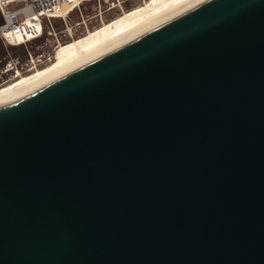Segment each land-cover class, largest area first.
I'll list each match as a JSON object with an SVG mask.
<instances>
[{"label":"water","instance_id":"95a60500","mask_svg":"<svg viewBox=\"0 0 264 264\" xmlns=\"http://www.w3.org/2000/svg\"><path fill=\"white\" fill-rule=\"evenodd\" d=\"M0 264H264V0H202L0 104Z\"/></svg>","mask_w":264,"mask_h":264},{"label":"bare ground","instance_id":"6f19581e","mask_svg":"<svg viewBox=\"0 0 264 264\" xmlns=\"http://www.w3.org/2000/svg\"><path fill=\"white\" fill-rule=\"evenodd\" d=\"M202 0H148L86 35L59 46L54 59L25 76L17 75L0 86V104L34 88L74 64L200 2ZM71 4H62L65 15Z\"/></svg>","mask_w":264,"mask_h":264},{"label":"rangeland","instance_id":"374dc122","mask_svg":"<svg viewBox=\"0 0 264 264\" xmlns=\"http://www.w3.org/2000/svg\"><path fill=\"white\" fill-rule=\"evenodd\" d=\"M146 1L148 0L84 1L78 8L68 9L65 15L70 12L66 16L64 15V19L52 18L51 26L44 28L42 35L35 40L21 45H8L1 42L5 53L1 58L4 63L0 66V86L10 82L17 75L25 76L35 68L46 66L54 59L60 45L86 35L104 23L122 15L123 12L143 5ZM29 55L35 61L36 58L41 59V63L35 68L28 69ZM11 60H18L17 65L12 64L8 70H5V64ZM16 67L19 74L15 73Z\"/></svg>","mask_w":264,"mask_h":264},{"label":"built area","instance_id":"2783aa9c","mask_svg":"<svg viewBox=\"0 0 264 264\" xmlns=\"http://www.w3.org/2000/svg\"><path fill=\"white\" fill-rule=\"evenodd\" d=\"M84 1L88 0H0V41L8 45H21L35 40L42 35L44 28L51 26L52 18L64 19L70 12L61 15L62 4H71L73 10ZM29 62L27 68H35L41 59L36 58L35 61L29 55ZM17 63L18 60L8 61L5 70ZM15 73L19 74L17 67Z\"/></svg>","mask_w":264,"mask_h":264},{"label":"trees","instance_id":"16d2710c","mask_svg":"<svg viewBox=\"0 0 264 264\" xmlns=\"http://www.w3.org/2000/svg\"><path fill=\"white\" fill-rule=\"evenodd\" d=\"M4 53H5V51H4V49H3V47H2V43H1V41H0V66L3 65V63H4V60H1V58H2L3 55H4Z\"/></svg>","mask_w":264,"mask_h":264}]
</instances>
